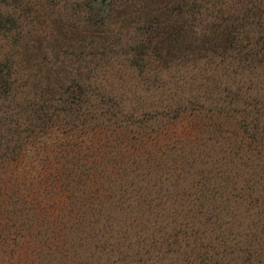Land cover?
<instances>
[{"label":"trees","instance_id":"trees-1","mask_svg":"<svg viewBox=\"0 0 264 264\" xmlns=\"http://www.w3.org/2000/svg\"><path fill=\"white\" fill-rule=\"evenodd\" d=\"M106 77L135 85L138 113ZM174 145L188 161L161 180L196 176L190 212L207 231L180 224L138 247L264 264V0H0V264L56 255L57 232L86 224L74 210L103 213L110 175Z\"/></svg>","mask_w":264,"mask_h":264},{"label":"rangeland","instance_id":"rangeland-1","mask_svg":"<svg viewBox=\"0 0 264 264\" xmlns=\"http://www.w3.org/2000/svg\"><path fill=\"white\" fill-rule=\"evenodd\" d=\"M100 8H103V3L97 9ZM120 69L119 66L113 64L110 72H118ZM184 71L190 72L189 66H186ZM108 79L109 77L105 78L106 84H113L114 92L123 95V99L126 101L130 99L132 104V99L136 96L135 99L138 102V90L133 92L135 85L128 82L122 83L121 80L116 81L115 78L114 81ZM187 88H193V85L187 84L182 87L185 97H188ZM191 92V94L195 93L193 89ZM132 105L138 113V104ZM132 105L129 106L132 107ZM191 152L198 153V151ZM161 155H155L154 163H151L150 167H147L142 159H136L135 162L138 164L133 165H128L131 162L128 160L125 169L120 170L116 175H110L109 181L105 183L108 191L106 202L102 207L103 213L89 212L91 206L87 204L82 205L79 210L76 207L75 213L83 212L77 218L82 219L86 224L78 227L75 223L74 227L69 225L70 227L59 230L57 232L59 240H63L59 242L62 244L60 252L54 255L44 250V256L33 264H121V261H116L118 252L130 256L131 261H127L126 264H170V257L157 254L154 248H149L147 245L141 249L138 247V240L145 238V243H147L150 238L166 237L172 234L180 224L206 232L207 224L194 219V215L190 212L192 210L189 203L191 198L187 195L191 191L189 189L191 182L196 181V176L189 175L191 171L182 175V179H179L174 187H172L175 183L173 180L170 183L168 181L163 183L161 180L163 172L170 173L169 167L180 166L171 162V159L188 161L186 152L177 151V146L174 145L163 149ZM131 159L134 161V158ZM202 160L205 161V159ZM137 168L138 175L150 172L151 176L145 177V181H142V177L135 180L131 172H135ZM155 178H160L161 181H155ZM158 187L166 191H159ZM101 197L103 194L99 198ZM234 213L239 215L238 218L245 216L239 209H235ZM87 222L91 225L87 226ZM247 224L249 221H241L242 230L247 228ZM35 233L42 236V240H46L51 230L42 225ZM128 242L131 244V251L126 247L123 248ZM109 249H115V251L109 252Z\"/></svg>","mask_w":264,"mask_h":264}]
</instances>
